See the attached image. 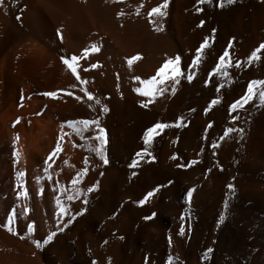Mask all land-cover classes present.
<instances>
[{
	"label": "bare ground",
	"instance_id": "obj_1",
	"mask_svg": "<svg viewBox=\"0 0 264 264\" xmlns=\"http://www.w3.org/2000/svg\"><path fill=\"white\" fill-rule=\"evenodd\" d=\"M260 44L264 0H0V264H264Z\"/></svg>",
	"mask_w": 264,
	"mask_h": 264
},
{
	"label": "snow or ice",
	"instance_id": "obj_2",
	"mask_svg": "<svg viewBox=\"0 0 264 264\" xmlns=\"http://www.w3.org/2000/svg\"><path fill=\"white\" fill-rule=\"evenodd\" d=\"M13 2H15V0H13ZM199 2H206V0H199ZM223 2H226L227 4L231 5V4L234 3V0H223ZM167 3H168V0H163V6H166ZM222 6H223L222 3H218V4H217V7H222ZM198 11H199V9H198ZM153 13H155V14H157V15H160V16H163V15L165 14L163 11H161L160 8H152V9H151V12L149 13V15H151V14H153ZM201 23H203V22H201ZM159 30H161V28H158V29H157V31H159ZM58 34H59V33H58ZM229 44H231V41H229ZM204 47H205V45H204V44H201V45H200V48H198V49L196 50L197 53L199 54L200 50H201L202 48H204ZM260 49H264V44H260L258 48H255V49H253V50L251 51V54H250V56L248 57L249 62H251L252 60H258V59L260 58V57L258 56V52L260 51ZM93 50L96 51V50H98V49L93 48ZM84 51L86 52L87 49H85ZM227 55H228V52L225 50V52H224V56H227ZM132 59H136V57H132ZM62 60H63V63L66 64V65L68 66V68L71 70V74H72L73 76H75L77 80H80L81 83L83 84L84 81L81 80V78L77 75V67H75V66H73V64L69 63V60H67V59L62 58ZM71 60H72V61H77V60H78V57L75 56V55H73V56L71 57ZM175 60H176V62L178 63L179 60H180V58H179V57H176ZM221 60H223V57H221ZM129 63H131V60L129 61ZM169 63H171V62H170V61H166L165 64H164V66H163L161 69L158 70L157 75H161V73H163L164 69L168 67ZM195 63H196V58L193 59V64H195ZM92 66L95 67V65H92ZM84 71H87V69H84ZM257 84H259V85H264V81H249V83H248V87H247V91H246V92L244 93V95L240 98V100H237L233 105H231V107L233 108V110H236L238 106H242L241 101H243L244 103H247L249 100H252V99H253V95H254V85H257ZM80 90H81L82 92H84V95L87 96V98H88L89 101H91V100L93 99V96H92L89 92L84 91L83 88H81ZM69 94H70V93H69ZM44 95L55 96V93H54V92H46V93H44ZM259 96H260L261 102L264 103V91H261V92L259 93ZM76 98H77V99H80V97H76ZM96 103H97V104L100 103L99 99L96 100ZM213 103H214V101H213ZM107 111H108V108H107L106 106L101 105V107H100V112H101V113H106ZM69 123L71 124V123H73V122H72V121H69ZM80 123H82V124H84V125L94 124V125L96 126V128L99 130V137H98V139H99L100 141H103V139H104V129L100 127L98 120H94V121L82 120V121H80ZM165 127H167V125L158 122V123L154 124L152 127L147 128V129L145 130L144 137H143L144 144L147 145V144L149 143V141L152 139V136H153V133H154V130H155V129H163V128H165ZM209 127H211V124H209ZM231 131H236V130H235V129H227V130H225V135H227V134H228L229 132H231ZM239 131H242V130H239ZM57 147L59 148V145H57ZM213 147H215V145H213ZM95 152H96V154H97L98 156H100L101 159L104 160V163H107V162H108V161H107V160L101 155V147H100V146H97V147L95 148ZM14 155H18V154H17V153H14ZM139 155H140V153H137V156H139ZM136 164H137V161L134 159V160L132 161V165H130V166H135ZM178 166H179V165H178ZM23 175H24L23 172H17V177H21V176H23ZM74 183H75V181H74ZM168 183L171 184L172 181H169ZM21 187H22V186H21ZM94 187H95V185H93L92 187H90V188L88 189V191H92V190L94 189ZM159 187H160V186H157V189H153L152 192L146 193V194H145V199H147L148 197L152 196V195L154 194V192L158 190ZM226 187L229 189V191H234L233 186H232L231 184L226 185ZM192 192H193V189H191V188H189V189L187 190V193H186V199L190 200L191 195H192ZM18 195L27 196V192H26V191L18 192ZM69 199H72V198L69 197ZM145 199L140 200L139 203L143 204V203L145 202ZM56 203H57V205H58V207H59V205H60V201L57 200ZM227 206H228V200H227V194H226V195H225V207H227ZM27 211H28V209H24V212H27ZM60 214H61V218H62V216H63V214H64V210H63V209H60ZM81 214H82L81 212H77V213H76V215H81ZM154 215H155V214L153 213V216H154ZM74 218H75V217H72L71 219H69V220L67 221V223L70 224V223L72 222V219H74ZM151 218H152V217H145V219H151ZM224 218H225V213L221 212V213L219 214V219L217 220V224L221 223V222L224 220ZM181 219H183V216H181ZM11 223H12V220L10 219V220H9V224H11ZM0 224H3V221H0ZM66 226H67V224H65V227H66ZM9 230H11V229H9ZM27 230H28L29 232H31V231L33 230V225H32L31 223L27 224ZM58 231H63V229H62V228H61V229H58ZM13 234H15V233H13ZM179 234H180V235H183V234H184V228H183V226L180 227V232H179ZM54 236H55V233H49V234L46 236V238L44 239V243L47 244V243H49L50 241H52ZM22 238H23V237H22ZM34 243H36V246H37V247H40V244H39V243H37V242H35V241H34ZM169 243H171V241H169ZM208 251L211 252V249H209ZM171 260H172V258L169 257V262H170V264H171ZM93 264H95V262H93Z\"/></svg>",
	"mask_w": 264,
	"mask_h": 264
}]
</instances>
